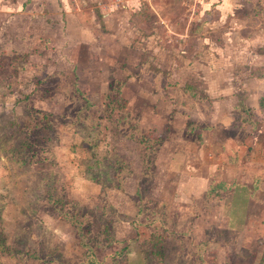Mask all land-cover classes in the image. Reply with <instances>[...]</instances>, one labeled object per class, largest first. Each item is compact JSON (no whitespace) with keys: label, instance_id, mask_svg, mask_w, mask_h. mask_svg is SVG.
<instances>
[{"label":"rangeland","instance_id":"rangeland-1","mask_svg":"<svg viewBox=\"0 0 264 264\" xmlns=\"http://www.w3.org/2000/svg\"><path fill=\"white\" fill-rule=\"evenodd\" d=\"M5 1L14 7L12 15L19 6L25 19L22 32L35 39L26 40L30 53H19L16 42L6 44L0 38V143L9 116L16 114L31 127L26 106L55 114L29 136L38 140L37 148L48 151L45 163L19 166L15 160L20 150L6 154L5 149L12 150L24 135L12 136L0 150V223L5 237L0 236V264H79L84 253L80 238L74 226L54 221L47 208L53 201L68 203L77 222L89 229L87 238L99 242L97 264H236L235 253L255 255L249 264H258L256 257L264 253L261 143L252 142L256 147L251 162L221 160V149L210 141L201 142L198 152L193 146L200 140L198 121L216 127L217 144L231 134L243 135L236 124L227 125L213 114L222 110L220 97L242 98L246 104L248 96L254 101L264 90L263 80L255 79L254 93L250 84L242 83L246 77L264 75V68L252 61L264 52V0H137L129 11L113 12L123 0ZM31 7L42 14L41 21L27 17ZM71 15L83 19V38L92 26L111 38L120 21L118 35L111 39L121 54L110 71L113 57L92 48L97 40L89 49L72 53L70 63L57 55L55 50L65 46L59 20L73 19ZM106 18L108 27L103 24ZM78 29L74 22V31L81 33ZM125 32L132 34L129 44ZM40 47L46 49L38 51ZM52 70L59 74L45 75ZM40 76L49 77L52 95L43 97L37 91ZM112 79L122 83L120 98L142 133L161 137L162 144L170 141L156 156L162 162L147 161L145 145L132 138V127L100 120ZM57 83L65 86L58 89ZM75 91L82 97L74 98L79 96ZM81 107L88 121L100 122L89 141L76 132L84 126L64 123V113ZM232 113L237 122L241 110ZM253 115L255 125L264 117L257 111ZM201 153H206L207 162ZM185 157L199 162L187 166ZM254 175L260 176L257 187ZM208 178L212 186L223 178L234 188L209 191L203 199Z\"/></svg>","mask_w":264,"mask_h":264},{"label":"crops","instance_id":"crops-1","mask_svg":"<svg viewBox=\"0 0 264 264\" xmlns=\"http://www.w3.org/2000/svg\"><path fill=\"white\" fill-rule=\"evenodd\" d=\"M136 3H137V0H123L122 3H120V4L118 3L119 7H116V9L112 10V12L116 11V10L117 11H129L130 7H132V5L136 7ZM8 6H10V8L13 7L12 5H10V3L6 2L5 0H0V38L4 39L6 44L8 42L10 44H13L14 42H16L17 46L15 48H16V50H18L19 53H20V51H22V53H23L25 50L29 51V53H30L31 52V48H28L26 40H28L27 41L28 43L31 42V40L35 39L34 38L35 35L32 36L30 33L29 34L27 33L28 35H26V34H24V32H22V30L24 28L23 27V25H24L23 23H25V21H24L25 19L24 20L21 19V18H24V17L20 14L22 12H18L19 11V6H15V8L17 10L15 12L16 15H12V12H13L12 8L10 10H7ZM28 6H30V5H28ZM17 7H18V9H17ZM36 7L39 9L38 10V12H39L41 8L37 4H36ZM122 8H124V9H122ZM63 11H64L65 14L67 13L65 8H63ZM27 13H31V14H29L27 16L30 20H33V18H36V17L40 18V21L42 20V14L37 13V11L34 12V9L32 10V7L27 10ZM109 15H110V13H109ZM61 17H62V15H61ZM71 17H73V19L72 18L68 19L66 17L65 19L60 18V20H59V23H61L60 31H59V33L61 35L60 38H61V40H63L62 45H65V46H64V48H61L62 47L61 46L60 48H57L55 50L57 52V55L66 56V58L62 57L61 59H64L65 63H70V55H72V53L78 52L79 50L85 51V49H89V45L92 46L91 43H96L95 41L97 40L96 47H92V48L94 50H96V51L99 50L100 51L99 54H102L101 52H103L104 56L107 55V56H112L113 57V58L110 57V62L108 63V67H109L108 70L110 71V69L115 64V59H117L116 57L119 54H121V51L118 50L120 48L119 45L117 44V46H115L116 43L114 41L112 42V39H111V38L117 37L118 34H116V30L119 29L118 23L120 21L116 22L117 24H115V26L116 25L117 26L114 27V32L110 33L111 34V38L106 36V34H108V33L102 32L99 28H96L98 26H96V27L92 26L91 30L87 29L88 30V34H86L84 36V38H83V32H84V30H83V26H84L83 19L82 18H75L72 15H71ZM76 17H78V16H76ZM102 17H104V14L102 15ZM103 20H104L103 24L105 25V27H108L109 23H110L109 22V18H106V19H103ZM74 22L77 24V26H79V29L77 31H81V33H79V32L77 33V32L74 31ZM45 23L48 24L47 21H45ZM68 28H70L72 31H70V32L67 31ZM96 29H99L100 31L96 30ZM74 32L76 33V35H73ZM130 34L131 33H128V32L126 33L125 32L124 36H123V39L127 40L128 44H129L130 37L132 39V34L131 35ZM108 38L110 39V41L106 40ZM85 39H86V41H85ZM39 40H40V36L38 35L37 36V41H39ZM46 44H48V43L46 42ZM130 44H131V42H130ZM19 46L22 47V48H25V49H20V48H18ZM131 47H132V44H131ZM41 49H46V48H41L40 47L38 49V51H41ZM61 49H63V52H62ZM32 52L35 53L34 50ZM97 53H98V51H97ZM255 56L256 57H254L252 59V61L254 60L258 64V66L264 68V52H258V54H256ZM252 61H250V62H252ZM250 62H249V64H250ZM73 65H75V63H73ZM21 71H23V70H21ZM55 74H56V72H54V70H52L50 72V74L48 73V74H45V75L56 76V75L59 74V72L56 75ZM41 78H42V76H40L39 79H41ZM255 79H259V80H263L264 81V75L259 74V75L246 77L245 80L242 82L243 84H248V85L250 84L251 87H252V92L253 93L255 91H257L256 88L253 86V83L256 81ZM60 86H65V85H60ZM263 95H264V90H262V92L258 93L256 98H254L255 99L254 101H253L252 95L248 96V102L246 101L247 102L246 105L250 108V110L253 112V114L257 111L260 115L264 116V112H262L260 110V107H259V100H260V98ZM234 97H236V96H234ZM217 101L220 102V106L218 108L222 109L220 111L222 113L219 116L220 112L219 111L218 112L214 111V114H213L214 117L216 119L224 118V120H226V124L227 125L228 124L231 125L232 117H233L232 111H235L234 108H236V106L238 105L239 98L238 97L233 98V97H230V96H226V97H220V99H218ZM210 122H212V120ZM219 122L220 123L223 122L222 119ZM246 124H249V123H243V129H242V130H244L243 131V135H241V136H236V134L230 135V137L224 138L222 141H220L219 144H217V140L215 138L216 135H217V132L215 130L216 127L212 123L210 125L203 126V124L200 121H198V125L202 126V127H200V129L197 130V133H200V140L198 142V145L193 146V150L197 149L196 152H198L199 150L203 149V145L201 144V142L207 145L208 141H210V142L214 143V148L215 149L218 146H219L218 148L221 149V154H220V157H219L221 160H225L226 162H227V160L229 162L231 160H234V162H251V160H253V158H252L253 149L256 147V146H254V144L256 143L255 141H258V142L261 143V145H260L261 146V152H262V155L264 156V120H262V118L260 116L259 123H257V126L255 128H253L250 125L251 128L249 129V128H247ZM259 124H260V126H259ZM256 129H257L258 132H254V130H256ZM255 135H257V137H255ZM165 142H170V141L167 140V141H164V144H161L158 152L156 153L157 157L159 155V152H161V150L167 148L168 145L165 144ZM215 151L217 152V150H215ZM225 154H226V157H225ZM205 156H206V153H201L199 155V157L202 159L203 162H207L208 161V160H206V158L208 159V157L206 156V158H205ZM262 161H264V160H262ZM154 162H158L159 163V162H162V160H156V157H155ZM170 162H171V159H170ZM183 162H187V166H190L188 162H199V160L194 159V158L186 159V157H185ZM211 162H215V161L211 160ZM154 164H156V163H154ZM254 178H256V180L254 181L255 184L253 186L257 187V184H258L257 182H259L258 179H260V176L259 175H254ZM222 179L223 178H220L222 183H225V184L228 183V181L222 180ZM235 179H237V178H235ZM212 181L213 180L209 181V178H208L207 182L209 184L206 182L208 185H207V187H205L204 195H202L203 199L206 197V192L209 189L210 185L212 183H214ZM233 188H234V183H233V186L231 187V189L229 190V192ZM54 217H55L54 221H56V223L62 224L64 222H66V221H64L62 219H60L62 221L58 220V217H56V216H54ZM50 218H52V217H50ZM0 228H1L2 233H4V229L2 228L1 223H0ZM258 259L259 258L256 257V260H258Z\"/></svg>","mask_w":264,"mask_h":264},{"label":"trees","instance_id":"trees-1","mask_svg":"<svg viewBox=\"0 0 264 264\" xmlns=\"http://www.w3.org/2000/svg\"><path fill=\"white\" fill-rule=\"evenodd\" d=\"M49 77H44L42 79H38L37 83L35 85L36 89L38 92H40V95H52L50 93L49 89ZM71 84V83H70ZM57 88L60 87L57 83L54 84ZM69 86V84H68ZM71 86V85H70ZM122 83L118 80H110L109 85H108V91L107 94L105 95V105H106V112L104 113V116L100 118V120H103L105 118L111 119L115 125H117L119 122H121L123 125L126 124L129 127H132V138L136 139L138 142L142 143L145 145V150H146V156H147V161L151 162V164H154V159L156 157V153L158 152L161 144L163 143L162 138H151L149 136H146L145 134L142 133V129L138 124V121L135 117H131L127 110H125V99L120 98L121 96V91H122ZM61 88V87H60ZM58 88V89H60ZM76 92V91H75ZM74 92V93H75ZM76 95L79 96H74L81 98L82 95L79 92H76ZM83 100V99H82ZM84 101V100H83ZM85 102L88 103V101L85 100ZM259 107L262 112H264V95L260 98L259 100ZM118 110V117L114 116L115 110ZM235 111L241 110V116L239 119L235 122V116L233 114L234 119H232L231 124H236L239 129H243V123H249L252 124V120L254 115L252 114L253 112L250 110V108L244 103V101L239 98L238 105L236 108H234ZM25 111V117L29 118V121L31 122V127L26 124V122L18 117V115L15 114V116H9V118L6 119L5 123L2 125L1 131H2V138L3 142L0 143V150L4 148V143L8 142L11 140L12 136H20L24 135L25 138L23 140L17 141V143L14 145L12 150H6V154H10V152L13 151H21L20 155L21 157L16 159L15 161L19 166H25V165H35V164H43L45 161H47L48 155L49 154L47 150L44 149H39L37 148V142L38 140L31 139L29 136L33 135V132L37 129H39L43 125H47L50 123L49 116H54V112L46 111V112H35L32 107L26 106L24 108ZM87 110L83 109L82 107L79 109V111H76L73 114H69L70 110L68 113H64L63 117L64 120H66L64 123L73 125V126H79L82 127L84 126V129H78L76 128V132L82 136L83 138L88 139V141L93 137V135L97 132L95 131V128H97L100 125V122L97 120L95 122H90L89 120V115L86 113ZM246 111V114H245ZM84 112V113H83ZM71 113V112H70ZM23 121H22V120ZM79 119V121L74 122L75 120ZM264 120V117L262 118ZM253 128L257 126L254 123L251 125ZM122 127V126H121ZM123 131H129L128 129H124L123 127L121 128ZM11 131V132H9ZM244 131V130H242ZM234 135V134H231ZM93 145H97V140H94ZM37 148V150L34 149ZM27 161H23V160ZM257 182V181H256ZM226 187V188H224ZM232 185L230 184H225L222 182H219L211 187L206 192V196L210 192H218L224 189V192H227V190L230 188L231 189ZM222 188V189H221ZM229 189V190H230ZM213 195V194H212ZM49 200V199H48ZM66 206H63L60 204L59 201H53V203H50L47 208L48 210L56 217L70 223L72 226L75 228V233L76 236L79 239V245L84 249L83 253V258L79 262V264H97V260H95L96 256V246L99 244V242L96 240L95 243L92 242L91 237L90 240L87 238L89 235L88 230L86 229V226L84 223H79L77 222V214L75 211L69 208V204L66 203ZM106 228H104L103 233H106ZM84 232V233H83ZM0 236L2 237V240L5 239L4 235L2 234L1 228H0ZM96 239V238H95ZM101 239V238H100ZM102 241H104V238H102ZM7 248V247H5ZM244 249V248H242ZM35 257V255H33ZM94 258V259H93ZM115 258V257H113ZM57 259V258H56ZM233 262L236 264H239L238 262H247L248 264L254 261L255 255L252 254H246V255H239V254H234L232 256ZM60 264H64L60 262ZM258 264H264V253L261 255V257L258 260Z\"/></svg>","mask_w":264,"mask_h":264}]
</instances>
